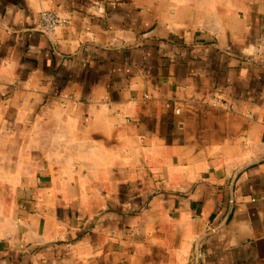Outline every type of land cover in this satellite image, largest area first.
<instances>
[{
    "label": "crops",
    "instance_id": "0c3cea01",
    "mask_svg": "<svg viewBox=\"0 0 264 264\" xmlns=\"http://www.w3.org/2000/svg\"><path fill=\"white\" fill-rule=\"evenodd\" d=\"M0 264H264V0H0Z\"/></svg>",
    "mask_w": 264,
    "mask_h": 264
},
{
    "label": "built area",
    "instance_id": "2783aa9c",
    "mask_svg": "<svg viewBox=\"0 0 264 264\" xmlns=\"http://www.w3.org/2000/svg\"><path fill=\"white\" fill-rule=\"evenodd\" d=\"M37 22L44 31L49 32L66 26L69 23V18L58 10H50L39 13Z\"/></svg>",
    "mask_w": 264,
    "mask_h": 264
}]
</instances>
